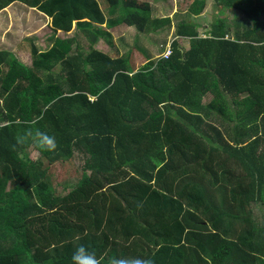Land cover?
I'll return each mask as SVG.
<instances>
[{"label":"trees","instance_id":"trees-1","mask_svg":"<svg viewBox=\"0 0 264 264\" xmlns=\"http://www.w3.org/2000/svg\"><path fill=\"white\" fill-rule=\"evenodd\" d=\"M20 1L58 11L59 30L75 20L77 33L52 37L47 51L31 43L29 66L0 45V264H71L81 244L154 264H264V0H212L221 15L204 35L179 20L136 71L138 38L171 24L148 0ZM188 1L181 12H204L207 0ZM121 23L136 32L124 55L77 43L112 47L100 26ZM30 126L57 149L16 146ZM73 157L79 177L56 192L46 167Z\"/></svg>","mask_w":264,"mask_h":264},{"label":"rangeland","instance_id":"rangeland-1","mask_svg":"<svg viewBox=\"0 0 264 264\" xmlns=\"http://www.w3.org/2000/svg\"><path fill=\"white\" fill-rule=\"evenodd\" d=\"M62 0H50L48 1V4L53 5H59L61 6L62 3H60ZM70 3V5L73 4L74 1L71 0H63ZM139 2L147 1V0H137ZM149 6L152 11V17L157 18H170L171 24L168 26V24L160 25L159 28L155 32H151L147 34L146 36L139 37L138 39V48L140 49H133L129 56V63L131 70L133 69L136 71L138 68H140L143 64L147 63V61H154L157 58H159V55L163 53L166 46L169 44L170 40H172L174 36V27L175 24L179 20H189L190 22H193L197 25V32L200 34V36L204 35L203 29L208 25V22L212 19V17H215L218 14L216 12V8L213 5L212 0H207L204 7V12H202L200 15L197 16H191L189 17L186 12H181L187 10L188 5L190 4V1H188V4L184 5V2H181V0H148ZM14 2H17L20 6L27 7L28 11L23 14L26 16L25 18L22 17L20 20H24L26 23L24 26V31L21 33L16 32V27L13 28L9 34V37L5 36L6 39V46L5 43H1L0 45H3L4 47H7L8 42H13L10 46V53L12 56L21 64H24L25 66H29L31 64V43L35 45V48L39 51H47L51 47L50 39L52 37L59 38V39H67L72 38L75 33H77L74 21L71 22L70 27L67 29H57V27L53 24V18L58 17L54 15L58 11H56L51 16L45 11L41 10L38 7H31L30 1L28 4L26 2L15 0ZM32 5L36 6L35 1H31ZM175 4V5H174ZM100 8L103 9L104 5L99 0ZM40 6V5H39ZM18 7V6H17ZM24 8V7H22ZM5 9V8H4ZM3 9V10H4ZM27 10L26 8H24ZM32 10H37L32 11ZM2 11V10H1ZM181 12V13H180ZM33 15V16H32ZM0 21L5 22L7 20L6 16L7 14L5 11L0 14ZM31 16V17H29ZM43 17L44 20L42 21L40 18L38 25L36 17ZM229 18H231V14H228ZM223 17V16H222ZM80 20H86V19H80ZM94 24H100V23H94ZM100 26V25H98ZM54 28L56 31L53 34L51 28ZM100 27L103 28V30L109 34L110 44H112V47L109 45L107 41H105L103 38H99L96 42V44L89 46L87 41L80 37L78 40V44H80V48H88L90 50H97L103 53H109L114 52L113 50H116L119 54L124 55L126 50L129 48H132L133 39L136 36V32L132 26H126L123 23L115 25L112 28L104 27V25H101ZM10 28V25H9ZM7 28L5 31L9 30ZM232 28V26H231ZM5 35V34H4ZM144 37V38H143ZM16 40V41H15ZM180 44L182 47L185 46V42L187 39H185L184 43L182 40H180ZM74 46H72L73 48ZM86 54V52L84 53ZM110 54V53H109ZM118 54V55H119ZM147 56L145 57L144 55ZM114 56V53L112 54ZM149 57V58H147ZM56 68V69H55ZM54 71H57V67H53ZM210 96V95H207ZM210 97L203 98L202 103H205L207 99L209 100ZM238 98V97H237ZM230 102V101H228ZM39 155L35 150L28 151V158L31 161H40L42 164H47V161L45 159L39 160ZM79 167L80 163L79 161L73 157L67 161L63 162H57L52 165L47 166V176L50 180L53 181L54 184H56L55 190L56 192L62 191L64 188H68L69 185L74 184V180H77L79 177ZM46 176V177H47ZM257 214V213H256ZM259 217V215H258Z\"/></svg>","mask_w":264,"mask_h":264},{"label":"clouds","instance_id":"clouds-1","mask_svg":"<svg viewBox=\"0 0 264 264\" xmlns=\"http://www.w3.org/2000/svg\"><path fill=\"white\" fill-rule=\"evenodd\" d=\"M15 141L16 146L23 147L34 144L41 152L49 153L54 152L58 146L54 135L41 131L34 126L26 127L23 131L17 132ZM71 264H154V261L150 257L139 255H113L101 258L94 251H90L87 246L81 244L72 252Z\"/></svg>","mask_w":264,"mask_h":264},{"label":"crops","instance_id":"crops-1","mask_svg":"<svg viewBox=\"0 0 264 264\" xmlns=\"http://www.w3.org/2000/svg\"><path fill=\"white\" fill-rule=\"evenodd\" d=\"M152 1H154V0H152ZM175 5V4H174ZM18 6V7H17ZM22 7H24V8H26L27 9V7H25V6H20V4L18 5V3L17 2H13L11 5H9L8 7H6L4 10H2V11H0V14L1 13H3L4 11H5V13L7 14V16H6V18H7V20L5 21V22H2V20L0 21V44L1 43H6V39H7V37H9V34H10V32H11V30L13 29V28H15L16 27V32L17 33H21L22 31H24V24L26 23L24 20H20V18H22L21 16H17V13L16 12H14V11H17V9L19 8V9H24V8H22ZM22 11H25L24 12V14L28 11V9L27 10H22ZM32 11H34V13H35V11H37V10H32ZM21 14V13H20ZM22 15V14H21ZM33 16V15H32ZM1 17V16H0ZM26 16H24V18H25ZM29 17H31V16H29ZM40 16H38V17H36V20H37V24H36V26L38 25V23H39V20H40V18H39ZM27 18V17H26ZM9 25H10V28H9ZM7 28H9V30H7V31H5ZM5 34V35H4ZM5 36H6V39H5ZM180 40H182L183 41V43H184V41H185V38H180ZM16 41V40H15ZM13 42H8L7 43V47H10L11 46V44H12ZM185 48H187L188 46H187V42H185Z\"/></svg>","mask_w":264,"mask_h":264},{"label":"water","instance_id":"water-1","mask_svg":"<svg viewBox=\"0 0 264 264\" xmlns=\"http://www.w3.org/2000/svg\"><path fill=\"white\" fill-rule=\"evenodd\" d=\"M147 64L151 65V64H152V62H151V61H148V62H147Z\"/></svg>","mask_w":264,"mask_h":264},{"label":"built area","instance_id":"built-area-1","mask_svg":"<svg viewBox=\"0 0 264 264\" xmlns=\"http://www.w3.org/2000/svg\"><path fill=\"white\" fill-rule=\"evenodd\" d=\"M167 54V53H166Z\"/></svg>","mask_w":264,"mask_h":264}]
</instances>
